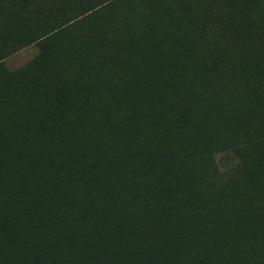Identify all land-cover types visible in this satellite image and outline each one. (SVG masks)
Returning a JSON list of instances; mask_svg holds the SVG:
<instances>
[{
  "label": "rangeland",
  "instance_id": "obj_1",
  "mask_svg": "<svg viewBox=\"0 0 264 264\" xmlns=\"http://www.w3.org/2000/svg\"><path fill=\"white\" fill-rule=\"evenodd\" d=\"M65 111L88 150L137 123L145 154L121 179L153 163L165 203L185 204L162 239L264 264V0H0V177Z\"/></svg>",
  "mask_w": 264,
  "mask_h": 264
},
{
  "label": "trees",
  "instance_id": "obj_2",
  "mask_svg": "<svg viewBox=\"0 0 264 264\" xmlns=\"http://www.w3.org/2000/svg\"><path fill=\"white\" fill-rule=\"evenodd\" d=\"M148 62V63H147ZM144 65H145V67H147V68H151V62L150 61H144ZM144 67V68H145ZM144 91L145 90H142V92H141V94L142 95H140V103L141 104H145V103H147L148 101H146V99H145V96L147 95H149L148 97H150V98H152V96L154 95V92L151 90V89H149V90H147L145 93H144ZM31 113H32V115H34L33 117L34 118H36V117H39V115L36 113V109H34V110H32L31 111ZM147 116H148V118H150V116H149V114L147 113ZM71 115L67 112V111H65V112H62L61 113V115H59L58 116V118L56 119V116H51L50 117V119L51 120H44L43 119V121H37L36 122V124H34V125H32V127L34 128V129H32V145L30 146V148L23 154V155H20L21 156V160L19 161V163H20V168H21V173L19 172L18 174H16V176H15V174L13 175V174H11V173H13V169H14V166L13 165H11V173H8L7 171H5L6 172V174H4V173H2L1 174V176L2 177H0V196H2L3 195V198L2 197H0V213L2 212L3 213V215H1L0 214V264H61L62 262V264H84L85 262H83L82 263V261H85L86 259V261L88 262V263H86V264H89L90 262L89 261H91V260H89L88 261V258H89V255H90V259H92L93 261H91L92 263H90V264H93V262H95L94 264H133L134 262H133V259L135 258V260H136V262L137 263H139V264H154V262H153V256H155L154 254H156V253H154L155 252V249L156 248H160V250L163 252V251H166V250H171V249H174V253H175V251L176 250H178V252L176 253L177 255L175 256V258H173L174 260H173V262H174V264H194V263H196V264H198V262H200L199 264H206L207 262V264H211L213 261L215 262V261H219L220 259L222 260V262H224L223 264H228V261H227V259H225L222 255H220L219 254V245H215L216 247H217V251L216 250H213L212 249V247L210 248V252L207 250V252H206V255L205 256H203V257H205V258H203L202 256V258L201 257H198V255L197 256H189L187 253H190L189 251H187V252H185L184 250H185V247H184V242H177V243H174L173 245H171V243H170V241L169 240H166V239H162L163 238V229L165 228L164 227V225H167V226H169L170 228H174V227H176V225H177V221H179L180 220V215L182 214V212H183V210H184V208H185V204H184V202L183 201H179V203H177V204H166L165 203V201H168L167 199H166V196H165V194L163 193L164 192V189H162V188H164V185H160V183H161V178H160V173H161V171L160 170H157L156 172L155 171H153L152 170V168H153V163L152 164H150V165H147V166H142V165H140L141 167H142V169H140V171L143 173V177H140L139 176V174H137V169H134L133 171H132V174L131 175H127L128 177H130L132 180H134L136 183H131L130 184V181L128 180V182H127V180H123V179H121V177H120V175H126V171H127V169H128V167H129V164L127 163L128 161H130L129 163H135V161L134 160H137L136 158H142L143 157V155L145 154V149H146V146L141 142V141H139L140 140V133H139V128H138V126H137V123H130V124H127V128L125 129V127L124 128H121V129H115L113 132H114V134H115V136L116 137H114V138H112L111 140H109V141H99L95 146L96 147H99V148H94V151H96L97 150V152H99V151H101V153H100V155L102 154L103 156H105V159H106V161H105V163H104V161L103 160H105L104 159V157H103V159L101 160V157L99 156H97V152L95 153L94 151V153L92 154V155H90L91 154V152H90V149L88 150L87 149V147L86 146H83V144H82V142L80 141V140H78V138H77V134H76V131H77V129H78V127L80 126V123L79 122H75L74 120H72L71 118ZM72 126V127H71ZM77 127V128H76ZM68 131H67V130ZM71 129V130H70ZM74 129V130H73ZM76 130V131H75ZM126 131H128L127 133H125ZM135 131V132H134ZM63 132V133H62ZM67 132H69V133H67ZM72 132V133H71ZM74 133V134H73ZM58 134V135H57ZM60 134V135H59ZM65 134H67V135H65ZM69 134V135H68ZM71 134H73V135H71ZM135 134V135H134ZM63 135H64V137H63ZM59 136V137H58ZM123 136H126V137H124L123 138ZM55 137V138H54ZM58 137V138H57ZM67 137H68V140H69V138H71L69 141H67ZM54 138V139H53ZM61 138V139H60ZM66 138V139H65ZM128 138V139H127ZM129 138H130V140H129ZM135 138V139H134ZM52 139V140H51ZM65 139V140H64ZM127 139V140H126ZM55 140V141H54ZM61 142H60V141ZM49 141V142H48ZM124 141V142H123ZM133 141H135V143L133 142ZM63 142H68L69 143V145H67V143L65 144V143H63ZM73 142V143H72ZM77 144H76V143ZM108 142V143H107ZM116 142V143H115ZM117 142H119V143H117ZM126 142H128V143H126ZM57 145H56V144ZM63 143V144H62ZM100 143H102V144H100ZM110 143V144H109ZM115 143V144H114ZM121 143V144H120ZM125 144V147H127V148H125V147H121V145L122 144ZM132 144V146L130 145V144ZM54 144V145H53ZM61 144H62V148L63 147H65L64 149H60V147H61ZM74 144H76L75 146H74ZM80 144V145H79ZM99 144L100 145H102V146H99ZM64 145V146H63ZM66 145H67V147H68V149H66ZM73 147H72V146ZM115 145V146H114ZM119 145V146H118ZM130 145V146H129ZM36 146H37V148H41V149H43V150H45V151H47L46 153L44 152V151H42V153L40 152V153H37V154H35V149H36ZM70 146V147H69ZM83 146V147H82ZM106 146V147H105ZM77 148V150L78 151H76V148ZM81 147L83 148V149H81ZM103 147V148H102ZM108 147V148H107ZM121 147V148H120ZM134 147H136V148H134ZM58 148V149H57ZM102 148V149H101ZM117 148V149H116ZM123 148V151H121V149ZM132 148V149H131ZM72 149V152L70 151ZM87 149V150H86ZM99 149V150H98ZM103 149L105 150H109V151H103ZM112 149L114 150L115 149V151H112ZM133 149H134V151H133ZM137 149V150H136ZM65 150V152H63ZM68 152H67V151ZM79 150H80V152H79ZM81 150H85L84 152H87V153H83V151H81ZM60 151V152H59ZM62 151V152H61ZM77 152L76 154H75V152ZM90 152V154H89V152ZM78 152H79V154H80V156H79V154H78ZM104 152V153H103ZM111 152V153H110ZM118 152V153H117ZM130 152V153H129ZM137 152V153H136ZM28 153V154H27ZM30 153V154H29ZM63 153V154H62ZM65 153V154H64ZM67 153H70V154H67ZM73 153V154H72ZM121 153H123V155H121ZM67 154V155H66ZM95 154V155H94ZM108 156H107V155ZM110 154H113V158H115V160L112 158V155L110 156ZM25 155V156H24ZM26 155L29 157V158H27L26 157ZM30 155V156H29ZM35 155H36V157H35ZM66 155V156H65ZM70 155V156H69ZM72 155V156H71ZM86 155V156H85ZM98 155H99V153H98ZM117 155V156H116ZM129 157H128V156ZM130 155L131 156H135L134 158L132 157V159H133V161H132V159H131V157H130ZM61 156H62V158H61ZM74 156V157H73ZM75 156H76V158H75ZM70 157H71V160H70ZM78 157H79V159H78ZM112 159V161L113 162H116L115 164L114 163H112L113 164V166L115 167V169L112 167V164H111V162H108L107 160H109L110 161V158ZM171 156L169 155H167L165 158H164V162H163V166H162V169H172V168H174L173 166H174V163H173V160H172V158H170ZM66 158H68V159H66ZM74 158V159H73ZM82 158V159H81ZM84 158V159H83ZM85 158H86V160H85ZM107 158H109V159H107ZM119 158V159H118ZM65 161H64V160ZM72 159L74 160V161H72ZM78 159V160H77ZM90 159V160H89ZM93 159V160H92ZM122 159H124V160H122ZM62 160H63V162H62ZM67 160H68V162H67ZM82 160H85V161H82ZM89 160V161H88ZM149 160H151V162H152V159H149ZM79 161V162H78ZM96 161V162H95ZM101 161H103V162H101ZM138 161V160H137ZM57 162H58V164H57ZM61 164H60V163ZM76 164H75V163ZM90 163L92 166H93V168H92V166L89 164V165H87L88 163ZM96 164H95V163ZM80 163V164H79ZM82 163H84L83 165H81ZM100 163V164H99ZM106 163H110L109 165H106ZM120 165H119V164ZM124 163V164H123ZM21 164H23V165H21ZM54 164H56L57 166H55ZM70 164H71V166H70ZM24 165H26V167H28V169L27 168H25L24 167ZM60 165V166H59ZM64 165V167H66V168H64V167H62ZM122 165V166H121ZM124 165H126L125 167H124ZM51 166H53L52 168H51ZM58 166H59V168H61V170L58 168ZM74 166V167H73ZM84 168H83V167ZM96 166H97V168H96ZM99 166V167H98ZM119 166H121L120 168H119ZM34 168V169H32V168ZM69 167V168H68ZM75 167H77V169L75 168ZM80 167V168H79ZM96 169H95V168ZM104 168L105 167V169H101V168ZM106 167H107V169H106ZM112 167V168H111ZM52 170H51V169ZM64 168V169H63ZM73 170H72V169ZM88 168V169H87ZM90 168H92V169H90ZM135 168H138V167H135ZM24 169V170H23ZM26 169V170H25ZM56 170V171H54V170ZM66 169V171H64L63 172V170H65ZM68 169V170H67ZM81 169V170H80ZM85 169V170H84ZM100 169V170H99ZM111 169V171H109ZM114 169V170H113ZM119 169V170H118ZM139 169V168H138ZM33 170V171H32ZM43 170H45V171H43ZM25 171V172H24ZM57 171H58V173H57ZM61 171V172H60ZM77 171V172H76ZM80 173H79V172ZM92 173H91V172ZM103 171V172H102ZM117 171V172H116ZM34 172V173H33ZM46 173V175L47 176H49V179H48V177L45 175V173ZM52 172V173H51ZM70 172V173H69ZM93 172H96L97 173V175L98 176H95L96 175V173H93ZM108 172H109V174H108ZM25 173H26V175H25ZM30 173L32 174V175H30ZM42 173H44V174H42ZM56 173L59 175V177H57L56 176ZM62 173V174H61ZM83 173V174H82ZM101 173H103V174H101ZM13 176V177H11V175ZM24 174V175H23ZM39 174H41V175H38ZM51 174V175H50ZM64 174V175H63ZM65 174H67V175H65ZM72 174V175H71ZM92 174H94V176L92 175ZM106 174V175H105ZM112 174H114V175H112ZM18 175V176H17ZM21 175V176H20ZM28 175L30 176L29 178H28ZM33 175H35V176H33ZM64 177H63V176ZM76 176V178H74L75 176ZM104 175V176H103ZM109 175V176H108ZM4 176V177H3ZM8 176V177H7ZM26 176V178L23 180V178ZM31 176H33V177H31ZM44 176V177H43ZM61 176H62V178H61ZM108 176V177H107ZM116 176V177H115ZM139 176V177H138ZM15 177H16V179H19V180H15ZM37 177V178H36ZM38 177H39V179H38ZM41 177H43V178H41ZM50 177H53V179L52 178H50ZM57 179H56V178ZM65 177L66 178H68V181L69 182H67V179H65ZM98 177V178H97ZM110 177V178H109ZM45 178V179H44ZM62 179V180H58V179ZM94 178H96V179H94ZM130 178H128V179H130ZM6 179V180H5ZM13 181H12V180ZM20 179H22V181L20 180ZM31 179V180H30ZM39 181H38V180ZM45 181H44V180ZM70 179H71V181H70ZM75 179V180H74ZM76 179H78V181L76 180ZM79 179H81V180H79ZM83 179V180H82ZM98 179V180H97ZM112 179V180H111ZM27 180V181H26ZM30 180V181H29ZM35 180H37V181H35ZM41 180H43V181H41ZM49 180V181H48ZM55 180V181H54ZM57 180H58V182H57ZM66 180V183L65 182H63V181H65ZM97 180V181H96ZM116 180V181H115ZM11 183L10 185H9V182ZM23 182L22 184L21 183H17V182ZM35 181V182H34ZM41 181V182H40ZM51 181V182H50ZM54 181V182H53ZM74 181V182H73ZM81 183H80V182ZM13 182H14V184L16 185H13ZM29 182V183H28ZM40 182V183H39ZM45 182V183H44ZM98 182V183H97ZM31 183V184H30ZM43 183V184H42ZM47 183V184H46ZM50 183H52V185H50ZM55 183V188H53V184ZM57 183H59V185L57 184ZM74 183H75V185H77V186H75L74 185ZM78 183H79V188H77L78 187ZM90 183V184H89ZM109 183V184H108ZM123 183V184H122ZM128 183V184H127ZM4 184V185H3ZM7 184V185H6ZM19 184V185H18ZM27 184V185H26ZM31 186H30V185ZM36 184H37V186H36ZM42 186H41V185ZM45 184V185H44ZM60 184H61V186H65V184H66V186L65 187H62V188H59L60 187ZM69 184V185H68ZM70 184H71V187L69 188V186H70ZM97 184V185H96ZM111 184V185H110ZM124 184H126V185H124ZM17 185H18V187H17ZM23 185V186H22ZM26 185V186H25ZM39 185H40V187H39ZM59 187H58V186ZM74 185V186H73ZM124 185V186H123ZM130 185H131V187H130ZM134 185V186H133ZM155 185H158V186H160V188H157ZM11 186V188H9ZM19 186H21V188L19 187ZM25 186V187H24ZM35 186V187H34ZM48 186V187H47ZM50 186V187H49ZM102 186H104V187H102ZM110 186V187H109ZM114 186V187H113ZM118 186V187H117ZM127 186V187H126ZM1 187H3V188H1ZM15 187V188H14ZM17 187V188H16ZM31 187H33V188H31ZM43 187H44V189H43ZM74 187H75V189L78 191H74ZM97 187H98V189H97ZM133 187V188H132ZM23 188H25L24 190H25V193L23 192L24 190H23ZM41 188H42V190H41ZM45 188H47L46 190H45ZM54 190H52V189ZM65 188H68L67 190L65 189ZM73 188V189H72ZM104 188V189H103ZM123 188V189H122ZM128 188H129V190H128ZM132 188V189H131ZM137 188V189H136ZM6 189H9V190H6ZM17 189H18V191H17ZM36 189H38L37 191H36ZM59 189H64L63 191L62 190H59ZM70 189V190H69ZM96 189H97V191H96ZM103 189V190H102ZM127 189V191L129 192V195H130V192H131V197L130 196H128V206H127V208L129 209V198H131V200H130V204L132 203H134L133 205L131 204V211H130V209L129 210H127V208H126V206L124 207V206H122V202H123V198L121 199V198H118V193H117V197L115 196V193L114 192H118V191H125ZM131 189V190H130ZM147 189H150L151 190V194H150V200H149V202L147 203V200H146V202L144 203V199H145V197H146V190ZM12 190V191H11ZM16 190V191H15ZM22 190V191H21ZM30 191V193H27V192H29ZM74 192H73V191ZM85 190V191H84ZM114 190V192H111V191H113ZM9 193H8V192ZM21 191V192H20ZM32 191V192H31ZM34 191V192H33ZM44 191H45V194H44ZM56 191V192H55ZM57 191H58V193H57ZM65 191V192H64ZM68 191H70V192H68ZM119 192L120 193V196H121V194H123L124 193V191L123 192ZM127 191H125V193L128 195V192ZM10 192H12V193H10ZM15 194H17V195H15ZM16 192H18V193H16ZM37 192V194H34V193H36ZM42 192V193H41ZM50 192V193H49ZM51 192H53V193H51ZM68 192V193H67ZM83 194H82V193ZM134 192V193H133ZM136 192H138V193H136ZM39 193V194H38ZM70 193V194H69ZM72 193H74V194H76V196H79V197H75V195L74 194H72ZM79 193V194H78ZM89 193V194H88ZM102 193V194H101ZM112 193H114V194H112ZM125 193H124V196L125 197H127L126 195H125ZM7 194H9V195H13L11 198H10V196L9 195H7ZM30 196H28V195ZM32 194V195H31ZM57 195L58 197L56 198V196L55 195ZM63 194V195H62ZM108 194V195H107ZM141 196H140V195ZM21 195V196H20ZM22 195H24V196H26L27 195V197L25 198L24 196H22ZM33 195H35L34 197H33ZM67 195H68V197H67ZM69 195H73L72 196V198H71V196H69ZM84 195L87 197V199L88 200H90V201H88V200H86L85 198L86 197H84ZM134 195V196H133ZM152 195V196H151ZM38 196V197H37ZM41 196H42V198H41ZM51 196V197H50ZM96 196V197H95ZM116 197V198H118L117 200H121L122 202H117V201H115V199L113 198V197ZM139 196V197H138ZM10 198L9 200L10 201H12V202H10V201H8L7 199L8 198ZM17 197V198H16ZM22 197V199L20 200V198ZM24 197V198H23ZM32 197V198H31ZM35 197H37V199L35 198ZM63 199H62V198ZM66 197V199H64ZM89 197V198H88ZM101 197V198H100ZM123 197V196H122ZM124 197V198H125ZM2 198V199H1ZM5 198H7V199H5ZM14 198V199H13ZM36 199L37 201H40V202H37L36 200H31V199ZM41 198V199H40ZM45 198V199H44ZM54 198H56V199H54ZM71 198V199H70ZM110 198V199H109ZM24 199V200H23ZM25 199H28V201L27 200H25ZM30 199V200H29ZM44 199V200H43ZM62 199V200H61ZM74 199V200H73ZM75 199H77V200H75ZM92 199H93V201H92ZM126 199H124V202H125V200ZM140 201H138V200ZM5 200V201H4ZM15 200V201H14ZM18 200H19V202H18ZM22 200H23V203H22ZM48 202H47V201ZM51 202H50V201ZM54 200V201H53ZM56 200V201H55ZM61 201V204L59 203L60 201ZM65 200H67V202L65 201ZM79 200V201H78ZM105 200V201H104ZM142 200V201H141ZM4 201V202H3ZM30 201H31V204H30ZM35 201V202H34ZM43 201L45 202V203H43ZM58 201V202H57ZM63 201V202H62ZM70 203H69V202ZM82 201V202H81ZM102 201H103V203H102ZM132 201V202H131ZM138 201V202H137ZM75 202H77V203H75ZM87 202V203H86ZM96 202V203H95ZM108 202V203H107ZM142 202V203H141ZM1 203H2V205H1ZM5 203V204H4ZM9 203H12V204H9ZM14 203V204H13ZM25 203V204H24ZM49 203H53V205H51V204H49ZM63 203H64V205L65 204H67L68 205V203L70 204V205H63ZM72 203V204H71ZM81 203V204H80ZM90 203V204H89ZM118 203H120V204H118ZM143 204L142 206H141V204ZM24 204V205H23ZM26 204H28V205H26ZM35 204H38V206H37V209H36V206H34ZM43 204H44V207H42L43 206ZM48 204V205H47ZM59 204L61 205V207H62V209H61V207L59 206ZM74 204H76V205H74ZM86 204V205H85ZM23 205V206H22ZM41 207H40V206ZM51 205V206H50ZM78 205V206H77ZM29 206V207H28ZM31 206H32V208H31ZM47 206H50L49 208L47 207ZM52 206L53 207H60L59 209H60V211L58 210V208H56L55 207V209L53 210L52 209ZM69 206H71V207H69ZM80 206V207H79ZM138 206V207H137ZM141 206V207H140ZM149 206V207H148ZM1 207H3V208H1ZM6 207V208H5ZM10 209H9V208ZM25 207H28L27 209H30V211L29 210H27ZM65 207H66V209H65ZM79 209H78V208ZM82 207H83V210H82ZM86 207V208H85ZM108 207V208H107ZM126 208V210L125 209H122V208ZM147 207H148V209H147ZM15 208H17V209H15ZM22 208V209H21ZM44 208H46V209H44ZM76 208V209H75ZM2 209V210H1ZM23 209H24V211H23ZM26 209V210H25ZM38 209H40V212L38 211L37 212V210ZM70 209V210H69ZM78 209V210H77ZM5 210V211H4ZM7 210H8V212H7ZM9 210H11V211H9ZM12 210H14V211H12ZM19 210V211H18ZM21 210V211H20ZM31 210H35L34 212H35V214H34V212H32ZM43 210V211H42ZM57 210H58V212H57ZM67 210V211H66ZM80 210V212H77V211H79ZM90 210V211H89ZM94 210V211H93ZM137 210V211H136ZM26 211V213H24ZM52 211V212H51ZM54 211H55V213H56V215H55V213H54ZM68 211H70V212H68ZM109 211V212H108ZM116 213H115V212ZM134 211H135V213H134ZM140 211H141V213H140ZM144 211H145V214H144ZM9 212H11V213H9ZM16 213V214H13L12 215V213ZM20 212V213H19ZM43 212H45L44 214H43ZM47 212V213H46ZM49 212V213H48ZM66 213V215L64 214V213ZM73 212H75L74 214H72ZM77 212V213H76ZM83 212H87V213H83ZM113 212V213H112ZM118 212V213H117ZM123 212V213H122ZM129 212V213H128ZM23 213V214H22ZM30 213V214H29ZM38 213V214H37ZM41 213V214H40ZM68 213V214H67ZM81 213V214H80ZM120 213V214H119ZM139 213V214H138ZM5 214V215H4ZM10 214V215H9ZM26 214V215H25ZM50 214H52L53 215V217L50 215ZM60 214V215H59ZM64 214V215H63ZM77 214H79L78 216H77ZM93 216H91V215ZM110 214V215H109ZM113 216H112V215ZM127 214V215H126ZM131 214V215H130ZM141 214V215H140ZM7 215V216H6ZM23 215V216H22ZM24 215H25V217H24ZM28 215V216H27ZM37 215V216H36ZM44 215V216H43ZM46 215V216H45ZM50 215V216H49ZM59 215V216H58ZM140 215V216H139ZM144 215H145V218H142V216L144 217ZM16 216V217H15ZM31 216V217H30ZM39 216H41L40 218H39ZM56 216H57V218H58V220H57V218H56ZM68 216H70L71 217V219H70V217H68ZM85 218H83V217ZM87 216V217H86ZM96 216H97V218H96ZM119 216V217H118ZM124 216V217H123ZM137 216V217H136ZM138 216H139V219L137 220V218H138ZM15 219H14V218ZM23 217V218H22ZM29 217V218H28ZM35 217H37V218H35ZM48 217V218H47ZM50 217V218H49ZM73 217H74V219H73ZM95 217V218H94ZM113 217V218H112ZM128 218V220H126V218ZM136 217V218H135ZM149 217V218H148ZM17 218V219H16ZM45 218H46V220H45ZM53 220H52V219ZM75 218H77V219H75ZM119 218H120V220L121 221H119ZM134 218H135V221H134ZM9 219H12L13 221H11V220H9ZM20 219V220H19ZM22 219V220H21ZM30 221L31 220V222H27L26 223V221ZM42 219V220H41ZM60 219L62 220L61 222L63 223L64 222V224H65V220H67L66 222V224L63 226V225H60L61 224V222H60V224H59V222L58 221H60ZM70 219V220H69ZM89 219V220H88ZM98 219H99V221H98ZM114 219V220H113ZM149 219H151V220H149ZM14 220H15V222H14ZM33 220V221H32ZM36 220V221H35ZM73 220V221H72ZM81 220V221H80ZM86 220H88V221H86ZM123 220L125 221V222H123ZM140 220V221H139ZM144 222H143V221ZM8 221V222H7ZM23 221V222H22ZM47 221V222H46ZM72 221V222H71ZM89 221H91V222H89ZM112 221H114L113 223H112ZM116 221L118 222V224H120L119 226L116 224ZM150 221V222H149ZM5 222H7L6 224H7V227H6V224H4ZM11 222H13V224L11 223ZM18 222V223H17ZM25 222V223H24ZM37 222H39V223H37ZM42 222V223H41ZM50 222H52V224L50 223ZM71 222V223H70ZM75 222V223H74ZM93 222V223H92ZM155 222V223H154ZM17 223V224H16ZM24 223V224H23ZM45 224V226H44V224ZM69 223V224H68ZM83 223V224H82ZM84 223H86V226H85V224ZM150 223V224H149ZM152 223V224H151ZM11 224V225H10ZM28 224H29V226H28ZM33 225V228H32V225ZM39 224V225H38ZM77 224H80V225H77ZM88 224V225H87ZM90 224V225H89ZM112 224V225H111ZM116 224V225H115ZM133 224H135V225H133ZM141 224V225H140ZM157 224V225H156ZM5 225V226H4ZM18 225V226H17ZM26 226V227H24V226ZM49 226V228H48V226ZM50 225H51V227H50ZM53 225H55V226H53ZM71 227H73L75 230H77V229H79L78 231H75L74 232V229H72V227L70 228L69 226ZM76 225V226H75ZM102 225H103V227H102ZM127 225H129V226H127ZM150 225H153V226H150ZM156 225V226H155ZM9 226V227H8ZM15 228H14V227ZM42 226V227H41ZM57 226V227H56ZM62 226V227H61ZM83 226H85V229H84V227ZM100 226V227H99ZM122 226V227H121ZM131 226V227H130ZM143 226V227H142ZM21 227V228H20ZM28 227V228H27ZM37 227V228H36ZM44 227V228H43ZM60 227V228H59ZM67 227V228H66ZM78 227V228H77ZM88 227V228H87ZM90 227V228H89ZM119 227H121V228H119ZM124 227V228H123ZM127 227H129L128 229H127ZM137 227H138V229H137ZM142 229H141V228ZM151 227H153V228H151ZM3 228V229H2ZM5 228H7V229H5ZM22 228H24L25 230H22ZM52 228V230H50ZM54 228H56V229H54ZM92 228V230H90ZM98 228V229H97ZM117 228V229H116ZM126 228V229H125ZM132 228H135V230L134 229H132ZM150 228V229H149ZM9 229V230H8ZM14 229V230H13ZM17 231H16V230ZM27 229H29L28 231H27ZM43 229H46V230H44L43 231ZM60 229H62V233H61V230ZM72 229V230H71ZM109 229H111V230H109ZM137 229V230H136ZM146 229H147V231H146ZM149 229V230H148ZM50 230V231H49ZM69 230V231H68ZM87 230H88V232H87ZM102 230V231H101ZM119 230H120V232H119ZM133 230V231H132ZM138 230H140V232L138 231ZM146 231V233H144L145 231ZM151 230V231H150ZM152 230H154V232L152 231ZM156 230H158V231H156ZM7 231V232H6ZM9 231V232H8ZM20 231V232H19ZM22 231V232H21ZM34 233H33V232ZM40 231H42V232H40ZM59 231V232H58ZM65 231H67V232H65ZM76 234H74L73 232ZM82 231H83V233H82ZM90 231V232H89ZM111 231V233H109ZM126 231V232H125ZM128 231V232H127ZM131 231H132V233H131ZM1 232L3 233L4 232V234H1ZM14 232V233H13ZM39 232V233H38ZM52 232V233H51ZM56 232H57V235H55L56 234ZM85 232V233H84ZM130 232V233H129ZM141 232H143V233H141ZM10 233V234H9ZM23 233V234H22ZM55 233V234H54ZM59 233V234H58ZM66 233V234H65ZM69 233V235H67ZM105 233V234H104ZM109 233V234H108ZM138 233V234H137ZM140 233V234H139ZM151 233V234H150ZM7 236H6V235ZM10 235V237H9V235ZM12 234V235H11ZM19 234H21V235H19ZM30 234V235H29ZM50 234H51V236H50ZM78 234H81V235H79V236H77ZM88 234V235H87ZM101 234V235H100ZM109 236H108V235ZM113 234V235H112ZM117 234V235H116ZM125 234V235H124ZM143 234V235H142ZM5 237H4V236ZM22 235H24V236H22ZM27 235V236H26ZM46 236V238H44L45 236ZM60 235H63L62 237H66V238H68L70 235H72V237H75V239L74 238H72V237H69V239H73V241L72 242H70L69 241V246H68V244L66 245V244H62V239L65 241V239L64 238H62ZM64 235H67V236H64ZM73 235H75V236H73ZM85 235V236H84ZM87 235V236H86ZM124 235V236H123ZM138 235V236H137ZM154 235V236H153ZM158 235H159V237H158ZM1 236H3L2 238H1ZM12 236V237H11ZM41 236V237H40ZM42 236H44L43 238H42ZM55 236V237H54ZM59 237L60 238V244H59V241L58 240H56V239H59V238H57V237ZM99 236H100V238H99ZM107 236V237H106ZM117 236V237H116ZM121 236V237H120ZM129 236H130V238H129ZM143 236H146V237H143ZM9 237V238H8ZM15 237V238H14ZM21 237V238H20ZM39 239H38V238ZM49 237H51L52 238V241H51V238H49ZM93 237V238H92ZM114 237V238H113ZM128 237V238H127ZM134 237V238H133ZM152 237V238H151ZM154 237V238H153ZM157 237V238H156ZM8 238V239H7ZM13 238V239H12ZM23 238V239H22ZM27 238V239H26ZM30 238V239H29ZM54 238V239H53ZM56 238V239H55ZM125 238V239H124ZM128 240H127V239ZM147 238V239H146ZM159 238V239H158ZM25 239V240H24ZM44 239H45V241H44ZM69 239H67V242L66 243H68V240ZM105 239V240H104ZM106 239H108V240H106ZM113 239V240H112ZM130 239V240H129ZM131 239H133V240H131ZM146 241H145V240ZM157 239H158V241H157ZM2 240V241H1ZM8 242H7V241ZM11 240V241H10ZM14 240V241H13ZM19 240V241H18ZM31 240H33V241H31ZM34 240H36V241H34ZM54 240H56V241H54ZM74 240H76L75 242H74ZM95 240H96V242H95ZM116 240H118V242L116 241ZM119 240H120V242H119ZM122 240V241H121ZM144 240V242H151L150 244H152V248L150 247H148V248H146V246L143 248V246H144V242H142L141 243V241H143ZM149 240V241H148ZM28 241H29V243H30V241H31V245H30V247H29V243H28ZM64 241H63V243H64ZM125 241H127V242H125ZM157 241V242H156ZM6 242V243H5ZM12 242V243H11ZM17 244H16V243ZM19 242H22V243H20V245H21V247H20V245H18L19 244ZM26 242V243H25ZM43 243V246L41 245L42 243ZM50 242V243H49ZM57 242V243H56ZM91 242V243H90ZM94 242V243H93ZM138 242V245L136 244ZM155 242V243H154ZM9 243V244H8ZM13 243H14V246H13ZM33 243H35V244H33ZM39 244L38 246H37V244ZM44 243L46 244L47 243V245H44ZM79 243H81V244H79ZM93 243V244H92ZM104 243V244H103ZM110 243V244H109ZM116 245H115V244ZM120 243V244H119ZM134 243V244H133ZM140 243V244H139ZM153 243H154V245H153ZM157 243H159V245L157 244ZM3 245V247H2V245ZM51 244H53V245H51ZM55 244V245H54ZM59 244V245H58ZM61 244L64 246H61ZM95 244V245H94ZM100 244H102V245H100ZM130 244V245H129ZM141 244H142V247H141V249H140V247H139V245L141 246ZM4 245H6V246H4ZM12 246V248H11V246ZM16 245H18V246H16ZM27 245H28V247H27ZM34 245H36V246H34ZM41 245V246H40ZM100 245V246H99ZM119 245H121V246H119ZM128 245V246H127ZM158 245V246H157ZM33 246V247H32ZM39 246H40V248H39ZM45 246V247H44ZM57 246V247H56ZM61 248H60V247ZM69 247V248H66V247ZM70 246H72V247H70ZM81 246V247H80ZM115 246H117V247H115ZM131 246V247H130ZM133 246V247H132ZM9 247V248H8ZM16 247V248H15ZM19 249H18V248ZM26 247V252L24 251L25 249H23V248H25ZM50 247V248H49ZM54 247H56V248H54ZM74 247V249H72ZM79 247V248H78ZM116 248V249H114V248ZM125 247H126V249L128 250V251H126L125 250ZM137 247H139V250L140 251H143V249H145L142 253L138 250V248ZM2 248H3V250H2ZM6 248V249H5ZM8 248V249H7ZM39 250H38V249ZM47 248V249H46ZM53 248V249H52ZM60 248V249H59ZM64 248V249H63ZM66 248V249H65ZM94 248H96V249H94ZM100 248V249H99ZM123 248V249H122ZM128 248H130V249H128ZM132 248H134V249H132ZM17 249V250H16ZM32 249L34 250V252H32ZM52 249V250H51ZM90 249V250H89ZM93 249V250H92ZM101 249H102V252H101ZM106 249V250H105ZM109 249V250H108ZM112 249V250H111ZM153 249V250H152ZM198 249V248H197ZM202 249V248H201ZM213 251H212V250ZM10 250V251H9ZM14 250V251H13ZM20 250H22V251H20ZM28 250H30V251H28ZM35 250H37V253H38V251H39V253L37 254L36 253V251ZM42 250V251H41ZM48 250V251H47ZM57 250V251H56ZM61 250H64V251H61ZM67 250V251H66ZM83 250V251H82ZM117 250V251H116ZM122 250H123V253H122ZM132 250V251H131ZM148 250V251H147ZM199 250V249H198ZM17 251V252H16ZM19 251V252H18ZM44 251V252H43ZM52 251H53V253H52ZM54 251H56V252H54ZM58 251L59 252H63V253H58ZM93 251V252H92ZM114 251V252H113ZM130 251V252H129ZM140 252V253H137V252ZM151 253H150V252ZM5 252V253H4ZM14 252H16V254L14 253ZM22 252V253H21ZM28 252V253H27ZM31 252H32V254H31ZM47 252V253H46ZM68 252V253H67ZM81 252V253H80ZM88 252V253H87ZM136 252V253H135ZM147 252V253H146ZM215 252H218L217 254L215 253ZM3 253V254H2ZM7 253V254H6ZM11 253V254H10ZM19 253V254H18ZM43 253V254H42ZM49 253H51V254H49ZM67 253V254H66ZM71 253V254H70ZM90 253V254H89ZM102 253V254H101ZM108 253V254H107ZM122 253V254H121ZM149 253V254H148ZM186 253V254H185ZM211 253H215V254H211ZM10 254V255H9ZM21 254V255H20ZM30 254V255H29ZM39 254L41 255V258L39 259ZM73 254V255H72ZM93 254V255H92ZM101 254V255H100ZM116 255V257H115V255ZM120 255V256H117V255ZM127 254H128V256H127ZM143 254H146V255H143ZM150 254H153L152 256H150ZM180 254H183V255H181V258H180ZM199 254H200V250H199ZM5 255V256H4ZM8 255V256H7ZM16 255H17V257H16ZM19 255H20V257H19ZM50 255V256H49ZM62 255H64V256H62ZM65 255H66V258H65ZM76 255V256H75ZM95 255V256H94ZM103 255H104V257H103ZM130 255V256H129ZM132 255V256H131ZM143 255V256H142ZM210 255H211V257H210ZM220 255V257H218V260H217V256H219ZM24 256V257H23ZM30 256L32 257L31 259H30ZM43 256V257H42ZM60 256H62V257H64V258H62V257H60ZM70 256V257H69ZM74 256V257H73ZM78 256V257H77ZM84 257V259H82V257ZM99 256V257H98ZM145 259H142V257ZM185 256H186V258L189 256V258H185ZM4 257V258H3ZM9 257H11L10 259H9ZM16 257V258H15ZM51 257V258H50ZM68 257V258H67ZM72 257V258H71ZM106 257V258H105ZM125 258V260H124V258ZM140 257V258H139ZM149 257H151L150 259H149ZM182 257H184V258H182ZM192 257L193 258H198V261H197V259L196 260H194V259H192ZM208 257H210L209 259H207ZM215 258L213 261H211V258ZM4 260H2V259ZM56 258V259H55ZM59 258V259H58ZM78 258L79 259H82V261L81 260H79L78 261ZM109 258V259H108ZM118 258L121 260H118ZM122 258V259H121ZM132 258V259H131ZM155 258H157V255L155 256ZM224 259V261H223V259ZM19 259V260H18ZM26 261H25V260ZM47 259V260H46ZM72 259H74V260H72ZM99 259V260H98ZM103 261H102V260ZM106 259V260H105ZM127 259H128V261H127ZM139 259H141V261L139 260ZM185 260V262H184V260ZM10 261V262H6V261ZM18 260V261H17ZM35 262H34V261ZM44 260V261H43ZM62 260V261H61ZM65 262H64V261ZM70 260V261H69ZM113 260H115V261H113ZM152 262H151V261ZM195 262H194V261ZM206 260H208L207 262H206ZM14 261V262H13ZM25 261V262H24ZM37 261V262H36ZM56 261H59V263L58 262H56ZM101 261V262H100ZM105 261V262H104ZM118 261V262H117ZM127 261V262H126ZM132 261V262H131ZM180 263H179V262ZM187 261V262H186ZM205 261V263H202V262H204ZM55 262V263H54ZM100 262V263H99ZM131 262V263H130ZM136 262H135V264H136ZM191 262V263H190ZM194 262V263H193ZM212 263V264H215V263ZM219 264L221 263L220 261L218 262ZM217 262H216V264H218ZM164 264H168V261H166V262H164Z\"/></svg>",
  "mask_w": 264,
  "mask_h": 264
},
{
  "label": "bare ground",
  "instance_id": "obj_3",
  "mask_svg": "<svg viewBox=\"0 0 264 264\" xmlns=\"http://www.w3.org/2000/svg\"><path fill=\"white\" fill-rule=\"evenodd\" d=\"M154 38H155V37H154ZM149 39H151V38H149ZM153 41H154V40H153ZM156 41H157V40H156ZM154 42H155V41H154ZM151 43H152V41H151ZM156 44H157V43H156ZM159 44H160V43H159ZM153 46H154V45H153ZM156 46H157V45H156ZM154 47H155V46H154ZM157 47H159V46H157ZM159 48H160V47H159ZM159 48H158V49H159ZM151 49H153V48L151 47ZM152 52H153V51H152ZM95 99H96V98H95ZM95 99H94V100H95ZM96 100H97V99H96ZM91 102H93V101H91ZM94 104H97V103L95 102ZM98 104H99V103H98ZM101 104H102V103H101ZM90 105H92V103H91ZM99 106H100V105H99ZM93 107H94V106H93ZM97 107H98V106H97ZM101 107H102V106H101ZM89 108H90V107H89ZM95 108H96V107H95ZM96 109H97V108H96ZM71 127H72V126H71ZM84 127H86V125H85ZM84 127H83V129H85ZM76 128H77V127H76ZM66 130H67V129H66ZM70 130H71V129H70ZM73 130H74V129H73ZM105 130H107V129L105 128ZM67 131H68V130H67ZM75 131H76V130H75ZM78 131H79V130H78ZM78 131H76V132H78ZM81 132H82V131H81ZM84 132H85V131H84ZM84 132H82V133H84ZM87 132H88V131H87ZM89 132H91V134H92V131H89ZM89 132H88V134H89ZM100 132H103V131H100ZM109 132H110V131H109ZM134 132H135V131H134ZM62 133H63V132H62ZM67 133H69V132H67ZM71 133H72V132H71ZM79 133H80V132H79ZM79 133H78V134H79ZM82 133H81V134H82ZM105 133H107V132L105 131ZM73 134H74V133H73ZM73 134H71V135H73ZM95 134H96V132H95ZM101 134H102V133H101ZM57 135H58V134H57ZM59 135H60V134H59ZM65 135H67V134H65ZM68 135H69V134H68ZM85 135H86V134H85ZM97 135H98V134H96V136H97ZM134 135H135V134H134ZM86 136H87V135H86ZM96 136H95V137H96ZM100 136H102V135H100ZM103 136H104V135H103ZM58 137H59V136H58ZM58 137H57V138H58ZM63 137H64V135H63ZM93 137H94V136H93ZM107 137H108V136H107ZM124 137H126V136H123V138H124ZM54 138H55V137H54ZM54 138H53V139H54ZM86 138H87V137H86ZM91 138H92V137H91ZM98 138H99V137H98ZM103 138H104V137H103ZM60 139H61V138H60ZM65 139H66V138H65ZM65 139H64V140H65ZM70 139H71V138H69V140H70ZM87 139H88V138H87ZM105 139H107V138H105ZM127 139H128V138H127ZM127 139H126V140H127ZM134 139H135V138H134ZM51 140H52V139H51ZM69 140H68V137H67V141H69ZM94 140H95V138H94ZM94 140H93V141H94ZM97 140H98V139H97ZM103 140H104V139H103ZM129 140H130V138H129ZM54 141H55V140H54ZM59 141H60V140H59ZM89 141H91V140H89ZM98 141H99V140H98ZM101 141H102V137H101ZM108 141H109V139H108ZM48 142H49V141H48ZM60 142H61V141H60ZM86 142H87V141H86V139H85L84 144H85ZM91 142H92V141H91ZM96 142H97V141H96ZM102 142H103V141H102ZM123 142H124V141H123ZM133 142L135 143V141H133ZM63 143H65V142H63ZM63 143H62V144H63ZM66 143H67V145H69L68 142H66ZM66 143H65V144H66ZM72 143H73V142H72ZM75 143H76V142H75ZM93 143H94V142H93ZM107 143H108V142H107ZM115 143H116V142H115ZM115 143H114V144H115ZM117 143H119V142H117ZM126 143H128V142H126ZM55 144H56V143H55ZM62 144H61L60 149H64V148H65V147L62 148ZM76 144H77V143H76ZM76 144H74V146H75ZM82 144H83V143H82ZM100 144H102V143H100ZM100 144H99V146H102V145H103V144H102V145H100ZM109 144H110V143H109ZM120 144H121V143H120ZM129 144H130V143H129ZM132 144H133V143H132ZM53 145H54V144H53ZM56 145H57V144H56ZM67 145H66V149H68ZM79 145H80V144H79ZM87 145H88V143H87ZM63 146H64V145H63ZM71 146H72V145H71ZM76 146H77V145H76ZM83 146H84V145H83ZM83 146H82V147H83ZM94 146H95V145H93V147H94ZM114 146H115V145H114ZM118 146H119V145H118ZM122 146H123V145H122ZM69 147H70V146H69ZM72 147H73V146H72ZM82 147H81V149H83ZM93 147H92V148L89 147L90 150H91V149L93 150ZM95 147H96V146H95ZM105 147H106V146H105ZM124 147H125V146H124ZM75 148H76V147H75ZM96 148H99V147H96ZM102 148H103V147H102ZM102 148H101V149H102ZM107 148H108V147H107ZM134 148H136V147H134ZM57 149H58V148H57ZM87 149H88V148H87ZM87 149H86V150H87ZM116 149H117V148H116ZM122 149H123V148H122ZM131 149H132V148H131ZM92 150H91V152H93ZM98 150H99V149H98ZM105 150H106V149H105ZM105 150L103 149V151H105ZM136 150H137V149H136ZM66 151H67V150H66ZM70 151L72 152V149H71ZM76 151H78L77 148H76ZM81 151H83V153H87V152H84L85 150H81ZM106 151H109V150H106ZM106 151H105V152H106ZM112 151H115V149H114V150L112 149ZM121 151H122V150H121ZM133 151H134V149H133ZM59 152H60V151H59ZM61 152H62V151H61ZM63 152H65V150H64ZM67 152H68V151H67ZM74 152H75V151H74ZM79 152H80V150H79ZM79 152H78V154H79ZM88 152H89V151H88ZM94 152L96 153L97 150L94 151ZM94 152H93V153H94ZM76 153H77V152H75V154H76ZM93 153L90 154V152H89L90 155H92ZM98 153H99V155H98ZM100 153H101V151L97 152V153H96L97 156H98V157L100 156V157H101V160L103 159V157H104V159H105V156H103L102 154L100 155ZM103 153H104V152H103ZM110 153H111V152H110ZM117 153H118V152H117ZM129 153H130V152H129ZM136 153H137V152H136ZM27 154H28V153H27ZM29 154H30V153H29ZM62 154H63V153H62ZM64 154H65V153H64ZM67 154H70V153H67ZM67 154H66V155H67ZM72 154H73V153H72ZM87 154H88V153H87ZM66 155H65V156H66ZM94 155H95V154H94ZM106 155H107V154H106ZM111 155H112V158H113V157H114L113 154H110V156H111ZM121 155H123V153H121ZM29 156H30V155H29ZM69 156H70V155H69ZM71 156H72V155H71ZM79 156H80V154H79ZM85 156H86V155H85ZM102 156H103V157H102ZM107 156H108V155H107ZM116 156H117V155H116ZM127 156H128V155H127ZM26 157L29 158L27 155H26ZM73 157H74V156H73ZM128 157H129V156H128ZM130 157H131V159H132L133 156L130 155ZM134 157H135V156H134ZM134 157H133V158H134ZM61 158H62V156H61ZM75 158H76V156H75ZM109 158H110V157H109ZM109 158H107V159H109ZM66 159H68V158H66ZM66 159H65V160H66ZM73 159H74V158H73ZM73 159H72V161H74ZM78 159H79V157H78ZM78 159H77V160H78ZM81 159H82V158H81ZM83 159H84V158H83ZM113 159L115 160V158H113ZM118 159H119V158H118ZM134 159H135V158H134ZM63 160H64V159H63ZM63 160H62V162H63ZM65 160H64V161H65ZM70 160H71V157H70ZM85 160H86V158H85ZM85 160H82V161H85ZM89 160H90V159H89ZM89 160H88V161H89ZM92 160H93V159H92ZM122 160H124V159H122ZM103 161H104V163H105L106 159L103 160ZM103 161H101V162H103ZM107 161H108V162H111V164H112V163H114V164L116 163V162H113L111 158H110V161H109V160H107ZM132 161H133V159H132ZM62 162H61V163H62ZM67 162H68V160H67ZM78 162H79V161H78ZM95 162H96V161H95ZM95 162H94V163H95ZM129 162H130V161H128L127 163L129 164ZM59 163H60V162H59ZM61 163H60V164H61ZM74 163H75V162H74ZM87 163H88V162H87ZM57 164H58V162H57ZM75 164H76V163H75ZM79 164H80V163H79ZM83 164H84V163H82L81 165H83ZM89 164H90V163H88L87 165H89ZM95 164H96V163H95ZM99 164H100V163H99ZM109 164H110V163H109ZM109 164L106 163V165H109ZM111 164H110V165H111ZM116 164H117V163H116ZM118 164H119V163H118ZM123 164H124V163H123ZM21 165H23V164H21ZM54 165L57 166L56 164H54ZM84 165H85V164H84ZM90 165H91V164H90ZM92 165H93V164H92ZM92 165H91V166H92ZM119 165H120V164H119ZM59 166H60V165H59ZM59 166H58V168H59ZM70 166H71V164H70ZM85 166H86V165H85ZM121 166H122V165H121ZM121 166H119V168H120ZM125 166H126V165H124V167H125ZM24 167L28 169V167H26V165H24ZM52 167H53V166H51V168H52ZM62 167H64V165H63ZM71 167H72V166H71ZM73 167H74V166H73ZM82 167H83V166H82ZM98 167H99V166H98ZM112 167L115 169V167L113 166V164H112ZM112 167H111V168H112ZM19 168H20V167H19ZM31 168H32V167H31ZM51 168H50V169H51ZM64 168H66V167H64ZM64 168H63V169H64ZM68 168H69V167H68ZM75 168L77 169V167H75ZM79 168H80V167H79ZM83 168H84V167H83ZM92 168H93V166H92ZM92 168H90V169H92ZM94 168H95V167H94ZM96 168H97V166H96ZM96 168H95V169H96ZM100 168H101V167H100ZM121 168H122V167H121ZM32 169H34V168H32ZM59 169L61 170V168H59ZM71 169H72V168H71ZM87 169H88V168H87ZM101 169H105V167H104V168H101ZM106 169H107V167H106ZM114 169H113V170H114ZM20 170H21V168H20ZM23 170H24V169H23ZM25 170H26V169H25ZM51 170H52V169H51ZM53 170H54V169H53ZM67 170H68V169H67ZM72 170H73V169H72ZM77 170H78V169H77ZM80 170H81V169H80ZM84 170H85V169H84ZM99 170H100V169H99ZM118 170H119V169H118ZM32 171H33V170H32ZM43 171H45V170H43ZM54 171H56V170H54ZM64 171H66V169L63 170V172H64ZM109 171H111V169H110ZM19 172L21 173V171H19ZM24 172H25V171H24ZM60 172H61V171H60ZM76 172H77V171H76ZM78 172H79V171H78ZM80 172H81V171H80ZM80 172H79V173H80ZM90 172H91V171H90ZM102 172H103V171H102ZM116 172H117V171H116ZM33 173H34V172H33ZM33 173H32V174H33ZM44 173H45V172H44ZM44 173H42V174H44ZM51 173H52V172H51ZM57 173H58V171H57ZM57 173H56V176L59 177V175H58ZM69 173H70V172H69ZM91 173H92V172H91ZM93 173H96V172H93ZM11 174H12V173H11ZM32 174L30 173V175H32ZM61 174H62V173H61ZM82 174H83V173H82ZM101 174H103V173H101ZM108 174H109V172H108ZM13 175H14V174H13ZM23 175H24V174H23ZM25 175H26V173H25ZM37 175H38V174H37ZM39 175H41V174H39ZM39 175H38V176H39ZM45 175H46V173H45ZM47 175H48V174H47ZM47 175H46V176H47ZM50 175H51V174H50ZM63 175H64V174H63ZM63 175H62V176H63ZM65 175H67V174H65ZM71 175H72V174H71ZM92 175L94 176V174H92ZM105 175H106V174H105ZM112 175H114V174H112ZM15 176H16V173H15ZM17 176H18V175H17ZM20 176H21V175H20ZM33 176H35V175H33ZM33 176H31V177H33ZM41 176H42V175H41ZM62 176H61V178H62ZM74 176H75V175H74ZM95 176H98L97 173H96ZM103 176H104V175H103ZM108 176H109V175H108ZM108 176H107V177H108ZM3 177H4V176H3ZM7 177H8V176H7ZM11 177H13V176L11 175ZM29 177H30V176L28 175V178H29ZM43 177H44V176H43ZM43 177H41V178H43ZM47 177H48V179H49V176H47ZM63 177H64V176H63ZM115 177H116V176H115ZM25 178H26V176L23 178V180H24ZM36 178H37V177H36ZM50 178L53 179V177H50ZM55 178H56V177H55ZM61 178L58 179V180H62ZM74 178H76V176H75ZM97 178H98V177H97ZM109 178H110V177H109ZM38 179H39V177H38ZM38 179H37V180H38ZM44 179H45V178H44ZM44 179H43V180H44ZM56 179H57V178H56ZM65 179H67V182H69V181H68V178L65 177ZM94 179H96V178H94ZM5 180H6V179H5ZM11 180H12V179H11ZM15 180H19V179H16V177H15ZM20 180L22 181V179H20ZM30 180H31V179H30ZM30 180H29V181H30ZM37 180H35V181H37ZM43 180H41V181H43ZM49 180H50V179H49ZM49 180H48V181H49ZM58 180H57V182H58ZM74 180H75V179H74ZM76 180L78 181V179H76ZM79 180H81V179H79ZM82 180H83V179H82ZM97 180H98V179H97ZM97 180H96V181H97ZM111 180H112V179H111ZM12 181H13V180H12ZM26 181H27V180H26ZM35 181H34V182H35ZM38 181H39V180H38ZM41 181H40V182H41ZM44 181H45V180H44ZM54 181H55V180H54ZM54 181H53V182H54ZM70 181H71V179H70ZM115 181H116V180H115ZM8 182H9V181H8ZM40 182H39V183H40ZM50 182H51V181H50ZM63 182L66 183V180L63 181ZM73 182H74V181H73ZM79 182H80V181H79ZM127 182H128V181H127ZM17 183H21V184H22L23 182H20V181H19V182H17ZM28 183H29V182H28ZM44 183H45V182H44ZM80 183H81V182H80ZM97 183H98V182H97ZM10 184H11V183L9 182V185H10ZM30 184H31V183H30ZM30 184H29V185H30ZM42 184H43V183H42ZM46 184H47V183H46ZM57 184L59 185V183H57ZM66 184H67V183H66ZM66 184H65V186H66ZM89 184H90V183H89ZM108 184H109V183H108ZM122 184H123V183H122ZM127 184H128V183H127ZM130 184H131V182H130ZM3 185H4V184H3ZM6 185H7V184H6ZM13 185H15L14 182H13ZM18 185H19V184H18ZM18 185H17V187H18ZM26 185H27V184H26ZM26 185H25V186H26ZM40 185H41V184H40ZM40 185H39V187H40ZM44 185H45V184H44ZM50 185H52V183H50ZM53 185H54L53 188H55V183H54ZM58 185H57V186H58ZM68 185H69V184H68ZM74 185H75V183H74ZM74 185H73V186H74ZM96 185H97V184H96ZM110 185H111V184H110ZM124 185H126V184H124ZM124 185H123V186H124ZM15 186H16V185H15ZM22 186H23V185H22ZM25 186H24V187H25ZM30 186H31V185H30ZM36 186H37V184H36ZM41 186H42V185H41ZM65 186H61V184H60V187H59V186H58V187H59V188H62V187H65ZM75 186H77V185H75ZM133 186H134V185H133ZM17 187H16V188H17ZM19 187L21 188V186H19ZM34 187H35V186H34ZM47 187H48V186H47ZM49 187H50V186H49ZM70 187H71V184H70L69 188H70ZM102 187H104V186H102ZM109 187H110V186H109ZM113 187H114V186H113ZM117 187H118V186H117ZM126 187H127V186H126ZM130 187H131V185H130ZM1 188H3V187H1ZM9 188H11V186H10ZM14 188H15V187H14ZM31 188H33V187H31ZM77 188H79V183H78V187H77ZM132 188H133V187H132ZM132 188H131V189H132ZM24 189H25V188H23V190H24ZM33 189H34V188H33ZM43 189H44V187H43ZM46 189H47V188H45V190H46ZM51 189H52V188H51ZM65 189L67 190L68 188H65ZM72 189H73V188H72ZM79 189H80V188H79ZM97 189H98V187H97ZM97 189H96V191H97ZM103 189H104V188H103ZM103 189H102V190H103ZM122 189H123V188H122ZM131 189H130V190H131ZM136 189H137V188H136ZM6 190H9V189H6ZM34 190H35V189H34ZM37 190H38V189H36V191H37ZM41 190H42V188H41ZM52 190H53V189H52ZM59 190H62V191H63L64 189H59ZM69 190H70V189H69ZM128 190H129V188H128ZM11 191H12V190H11ZM15 191H16V190H15ZM17 191H18V189H17ZM21 191H22V190H21ZM21 191H20V192H21ZM28 191H29V190H28ZM42 191H43V190H42ZM53 191H54V190H53ZM72 191H73V190H72ZM74 191H77V190L75 189V187H74ZM74 191H73V192H74ZM84 191H85V190H84ZM121 191H122V190H121ZM121 191H118V192L116 191V192H114V190H113V191H111V192H114L116 197L119 195L118 198H121V199L123 198V199H122L123 202H122L121 200H117L118 198H116L115 196L113 197V198L115 199V201H117V202H122V203H121L122 206L125 205L126 208H127V206H128V200H127V199H128V196L131 195V192H130V195H129V192H128L127 189H126L125 191L128 192V195H127V194L125 193V191L123 190L124 193H125V195L127 196V197H125V196H124V193L121 194V196H120V193H119V192H121ZM123 191H122V192H123ZM7 192H8V191H7ZM23 192L25 193V190H24ZM31 192H32V191H31ZM33 192H34V191H33ZM55 192H56V191H55ZM64 192H65V191H64ZM68 192H70V191H68ZM68 192H67V193H68ZM77 192H78V191H77ZM8 193H9V192H8ZM10 193H12V192H10ZM13 193H14V192H13ZM16 193H18V192H16ZM27 193H30V191L27 192ZM41 193H42V192H41ZM49 193H50V192H49ZM51 193H53V192H51ZM57 193H58V191H57ZM81 193H82V192H81ZM114 193H112V194H114ZM117 193H118V195H117ZM133 193H134V192H133ZM136 193H138V192H136ZM14 194H15V193H14ZM34 194H37V192L34 193ZM38 194H39V193H38ZM44 194H45V191H44ZM69 194H70V193H69ZM72 194H74V193H72ZM78 194H79V193H78ZM82 194H83V193H82ZM88 194H89V193H88ZM101 194H102V193H101ZM7 195H9V194H7ZM15 195H17V194H15ZM27 195H28V194H27ZM27 195H26V196L22 195V196H24V197L26 198ZM31 195H32V194H31ZM54 195H55V194H54ZM62 195H63V194H62ZM74 195H75L76 198L79 197V196H76V194H74ZM107 195H108V194H107ZM139 195H140V194H139ZM9 196H10V198H11L13 195H12V196L9 195ZM20 196H21V195H20ZM28 196H29V195H28ZM34 196H35V195H33V197H34ZM55 196H56V198L58 197L57 195H55ZM69 196H71V195H69ZM72 196H73V195H72ZM72 196H71V198H72ZM122 196H123V197H122ZM131 196H132V195H131ZM131 196H130V197H131ZM133 196H134V195H133ZM140 196H141V195H140ZM0 197L3 198V195L0 196ZM24 197H23V198H24ZM29 197H30V196H29ZM37 197H38V196H37ZM37 197H35V198L37 199ZM50 197H51V196H50ZM67 197H68V195H67ZM84 197H86V196L84 195ZM95 197H96V196H95ZM124 197H125V198H124ZM138 197H139V196H138ZM2 198H1V199H2ZM7 198H8V197H7ZM7 198H5V199H7ZM10 198H8L7 200L10 201V200H9ZM16 198H17V197H16ZM31 198H32V197H31ZM35 198H34V199H31V200H32V201H33V200H36ZM41 198H42V196H41ZM41 198H40V199H41ZM56 198H54V199H56ZM61 198H62V197H61ZM71 198H70V199H71ZM88 198H89V197H88ZM100 198H101V197H100ZM126 198H127V199H126ZM13 199H14V198H13ZM21 199H22V197L20 198V200H21ZM44 199H45V198H44ZM44 199H43V200H44ZM62 199H63V198H62ZM62 199H61V200H62ZM64 199H66V197H65ZM85 199L88 200L87 197H86ZM109 199H110V198H109ZM124 199H126L125 202H124ZM23 200H24V199H23ZM23 200H22V203H23ZM25 200L28 201V199H25ZM29 200H30V199H29ZM37 200H38V199H37ZM37 200H36V201H37ZM73 200H74V199H73ZM75 200H77V199H75ZM130 200H131V198H129V209H130V211H131V210H132V209H131V207H132L131 204H132V203L130 204ZM137 200H138V199H137ZM4 201H5V200H4ZM4 201H3V202H4ZM14 201H15V200H14ZM46 201H47V200H46ZM49 201H50V200H49ZM53 201H54V200H53ZM55 201H56V200H55ZM59 201H60V200H59ZM65 201L67 202V200H65ZM78 201H79V200H78ZM88 201H90V200H88ZM92 201H93V199H92ZM104 201H105V200H104ZM138 201H139V200H138ZM138 201H137V202H138ZM141 201H142V200H141ZM10 202H12V201H10ZM18 202H19V200H18ZM28 202H29V201H28ZM34 202H35V201H34ZM37 202H40V201H37ZM47 202H48V201H47ZM50 202H51V201H50ZM57 202H58V201H57ZM62 202H63V201H62ZM68 202H69V201H68ZM81 202H82V201H81ZM131 202H132V201H131ZM139 202H140V201H139ZM43 203H45V202L43 201ZM59 203L61 204V201H60ZM69 203H70V202H69ZM69 203H68V205H70ZM75 203H77V202H75ZM86 203H87V202H86ZM95 203H96V202H95ZM102 203H103V201H102ZM107 203H108V202H107ZM141 203H142V202H141ZM141 203H140V204H141ZM4 204H5V203H4ZM9 204H12V203H9ZM13 204H14V203H13ZM24 204H25V203H24ZM24 204H23V205H24ZM30 204H31V201H30ZM49 204H51V203H49ZM60 204H59V206L61 207ZM71 204H72V203H71ZM80 204H81V203H80ZM89 204H90V203H89ZM118 204H120V203H118ZM133 204H134V203H133ZM133 204H132V205H133ZM1 205H2V203H1ZM23 205H22V206H23ZM26 205H28V204H26ZM36 205L38 206V204H35L34 206H36ZM47 205H48V204H47ZM51 205H53V203H52ZM51 205H50V206H51ZM63 205H64V203H63ZM65 205H67V204H65ZM65 205H64V206H65ZM68 205H67V206H68ZM74 205H76V204H74ZM85 205H86V204H85ZM142 205H143V204H141V206H142ZM37 206H36V209H37ZM39 206H40V205H39ZM50 206H47V207L49 208ZM53 206H54V205H53ZM53 206H52V209L54 210L56 206H55V207H53ZM77 206H78V205H77ZM125 206H124V207H125ZM141 206H140V207H141ZM28 207H29V206H28ZM28 207H25V208L27 209ZM40 207H41V206H40ZM42 207H44V204H43ZM60 207H59V208H60ZM62 207H63V206H62ZM62 207H61V209H62ZM69 207H71V206H69ZM79 207H80V206H79ZM124 207H123L122 209H125V210H126V208H124ZM137 207H138V206H137ZM1 208H3V207H1ZM5 208H6V207H5ZM8 208H9V207H8ZM31 208H32V206H31ZM33 208H34V207H33ZM33 208H32V209H33ZM56 208H58V207H56ZM59 208H58V210L60 211ZM77 208H78V207H77ZM85 208H86V207H85ZM107 208H108V207H107ZM3 209H4V208H3ZM9 209H10V208H9ZM15 209H17V208H15ZM21 209H22V208H21ZM26 209H25V210H26ZM44 209H46V208H44ZM65 209H66V207H65ZM75 209H76V208H75ZM78 209H79V208H78ZM78 209H77V210H78ZM129 209L127 208V210H129ZM1 210H2V209H1ZM27 210L30 211V209H27ZM58 210H57V212H58ZM69 210H70V209H69ZM82 210H83V207H82ZM127 210H126V211H127ZM4 211H5V210H4ZM9 211H11V210H9ZM12 211H14V210H12ZM18 211H19V210H18ZM20 211H21V210H20ZM23 211H24V209H23ZM31 211L34 212L35 210H34V211L31 210ZM38 211L40 212V209H38L37 212H38ZM42 211H43V210H42ZM66 211H67V210H66ZM89 211H90V210H89ZM93 211H94V210H93ZM136 211H137V210H136ZM7 212H8V210H7ZM51 212H52V211H51ZM57 212H56V213H57ZM60 212H61V211H60ZM68 212H70V211H68ZM77 212H80V210L77 211ZM77 212H76V213H77ZM108 212H109V211H108ZM114 212H115V211H114ZM9 213H11V212H9ZM19 213H20V212H19ZM24 213H26V211H25ZM44 213H45V212H43V214H44ZM46 213H47V212H46ZM48 213H49V212H48ZM54 213H55V211H54ZM56 213H55V215H56ZM58 213H59V212H58ZM63 213H64V212H63ZM70 213H71V212H70ZM74 213H75V212H73L72 214H74ZM83 213H87V212H83ZM112 213H113V212H112ZM115 213H116V212H115ZM117 213H118V212H117ZM122 213H123V212H122ZM128 213H129V212H128ZM134 213H135V211H134ZM140 213H141V211H140ZM0 214L3 215L2 212H1ZM13 214H16V213L14 212V213H12V215H13ZM22 214H23V213H22ZM26 214H27V213H26ZM26 214H25V215H26ZM29 214H30V213H29ZM34 214H35V212H34ZM37 214H38V213H37ZM40 214H41V213H40ZM64 214L66 215V213H64ZM64 214H63V215H64ZM67 214H68V213H67ZM80 214H81V213H80ZM119 214H120V213H119ZM138 214H139V213H138ZM144 214H145V211H144ZM4 215H5V214H4ZM9 215H10V214H9ZM25 215H24V217H25ZM50 215L53 217L52 214H50ZM50 215H49V216H50ZM59 215H60V214H59ZM59 215H58V216H59ZM78 215H79V214H77V216H78ZM90 215H91V214H90ZM92 215H93V214H92ZM92 215H91V216H92ZM109 215H110V214H109ZM111 215H112V214H111ZM126 215H127V214H126ZM130 215H131V214H130ZM140 215H141V214H140ZM140 215H139V216H140ZM6 216H7V215H6ZM22 216H23V215H22ZM27 216H28V215H27ZM36 216H37V215H36ZM43 216H44V215H43ZM45 216H46V215H45ZM93 216H94V215H93ZM93 216H92V217H93ZM112 216H113V215H112ZM139 216H138L137 220L139 219ZM15 217H16V216H15ZM30 217H31V216H30ZM40 217H41V216H39V218H40ZM68 217H70V216H68ZM82 217H83V216H82ZM86 217H87V216H86ZM118 217H119V216H118ZM123 217H124V216H123ZM136 217H137V216H136ZM136 217H135V218H136ZM13 218H14V217H13ZM22 218H23V217H22ZM28 218H29V217H28ZM35 218H37V217H35ZM41 218H42V217H41ZM47 218H48V217H47ZM49 218H50V217H49ZM53 218H54V217H53ZM56 218H57V216H56ZM83 218H84V217H83ZM94 218H95V217H94ZM96 218H97V216H96ZM112 218H113V217H112ZM125 218H126V217H125ZM135 218H134V221H135ZM142 218H145V215H144V217L142 216ZM148 218H149V217H148ZM14 219H15V218H14ZM16 219H17V218H16ZM51 219H52V218H51ZM70 219H71V217H70ZM70 219H69V220H70ZM73 219H74V217H73ZM75 219H77V218H75ZM84 219H85V218H84ZM0 220H1V219H0ZM9 220L13 221L12 219H9ZM19 220H20V219H19ZM21 220H22V219H21ZM24 220H25V219H24ZM26 220H27V219H26ZM26 220H25V221H26ZM41 220H42V219H41ZM45 220H46V218H45ZM52 220H53V219H52ZM57 220H58V218H57ZM67 220H68V219H67ZM67 220H65V224L68 222ZM88 220H89V219H88ZM88 220H86V221H88ZM113 220H114V219H113ZM126 220H128V218H126ZM126 220H125V221H126ZM149 220H151V219H149ZM28 221H29V220H28ZM28 221H26V223H27ZM32 221H33V220H32ZM35 221H36V220H35ZM61 221H62L61 219H60V221H58L59 224H60ZM66 221H67V222H66ZM72 221H73V220H72ZM72 221H71V222H72ZM80 221H81V220H80ZM98 221H99V219H98ZM119 221H121L120 218H119ZM125 221L123 220V222H125ZM139 221H140V220H139ZM142 221H143V220H142ZM7 222H8V221H7ZM7 222H5L4 224H6ZM14 222H15V220H14ZM22 222H23V221H22ZM29 222H31V220H30ZM46 222H47V221H46ZM71 222H70V223H71ZM89 222H91V221H89ZM113 222H114V221H112V223H113ZM135 222H136V221H135ZM143 222H144V221H143ZM149 222H150V221H149ZM11 223L13 224V222H11ZM17 223H18V222H17ZM17 223H16V224H17ZM24 223H25V222H24ZM24 223H23V224H24ZM37 223H39V222H37ZM41 223H42V222H41ZM50 223L52 224V222H50ZM74 223H75V222H74ZM92 223H93V222H92ZM154 223H155V222H154ZM43 224H44V223H43ZM63 224H64V222H63V223L61 222L60 225H63ZM65 224H64V225H65ZM68 224H69V223H68ZM82 224H83V223H82ZM84 224H85V226H86V223H84ZM116 224H117L118 226L120 225V224H118L117 221H116ZM116 224H115V225H116ZM149 224H150V223H149ZM151 224H152V223H151ZM10 225H11V224H10ZM31 225H32V224H31ZM38 225H39V224H38ZM64 225H63V226H64ZM66 225H67V224H66ZM77 225H80V224H77ZM87 225H88V224H87ZM89 225H90V224H89ZM111 225H112V224H111ZM133 225H135V224H133ZM140 225H141V224H140ZM156 225H157V224H156ZM156 225H155V226H156ZM4 226H5V225H4ZM17 226H18V225H17ZM23 226H24V225H23ZM26 226H27V225H26ZM26 226H24V227H26ZM28 226H29V224H28ZM44 226H45V224H44ZM47 226H48V225H47ZM53 226H55V225H53ZM68 226H69V225H68ZM75 226H76V225H75ZM85 226H83L84 229H85ZM127 226H129V225H127ZM150 226H153V225H150ZM6 227H7V224H6ZM8 227H9V226H8ZM13 227H14V226H13ZM41 227H42V226H41ZM50 227H51V225H50ZM56 227H57V226H56ZM61 227H62V226H61ZM69 227H70V226H69ZM71 227H72V226H71ZM71 227H70V228H71ZM99 227H100V226H99ZM102 227H103V225H102ZM121 227H122V226H121ZM121 227H119V228H121ZM130 227H131V226H130ZM142 227H143V226H142ZM153 227H154V226H153ZM153 227H151V228H153ZM14 228H15V227H14ZM20 228H21V227H20ZM27 228H28V227H27ZM32 228H33V225H32ZM36 228H37V227H36ZM43 228H44V227H43ZM48 228H49V226H48ZM59 228H60V227H59ZM66 228H67V227H66ZM77 228H78V227H77ZM87 228H88V227H87ZM89 228H90V227H89ZM123 228H124V227H123ZM128 228H129V227H127V229H128ZM140 228H141V227H140ZM154 228H155V227H154ZM2 229H3V228H2ZM5 229H7V228H5ZM54 229H56V228H54ZM72 229H74V228L72 227ZM72 229H71V230H72ZM97 229H98V228H97ZM116 229H117V228H116ZM125 229H126V228H125ZM132 229L135 230V228H132ZM137 229H138V227H137ZM137 229H136V230H137ZM141 229H142V228H141ZM149 229H150V228H149ZM149 229H148V230H149ZM8 230H9V229H8ZM13 230H14V229H13ZM15 230H16V229H15ZM17 230H18V229H17ZM17 230H16V231H17ZM22 230H25V229L22 228ZM28 230H29V229H27V231H28ZM44 230H46V229H43V231H44ZM50 230H52V228H51ZM50 230H49V231H50ZM60 230H61V233H62V229H60ZM78 230H79V229H77V230L74 229V232H75V231H78ZM90 230H92V228H91ZM109 230H111V229H109ZM68 231H69V230H68ZM92 231H93V230H92ZM101 231H102V230H101ZM132 231H133V230H132ZM132 231H131V233H132ZM138 231L140 232V230H138ZM144 231H145V230H144ZM146 231H147V229H146ZM146 231H145L144 233H146ZM150 231H151V230H150ZM152 231L154 232V230H152ZM156 231H158V230H156ZM6 232H7V231H6ZM8 232H9V231H8ZM19 232H20V231H19ZM21 232H22V231H21ZM32 232H33V231H32ZM34 232H35V231H34ZM34 232H33V233H34ZM40 232H42V231H40ZM58 232H59V231H58ZM65 232H67V231H65ZM72 232H73V231H72ZM74 232H73V233H74ZM78 232H79V231H78ZM87 232H88V230H87ZM89 232H90V231H89ZM119 232H120V230H119ZM125 232H126V231H125ZM127 232H128V231H127ZM13 233H14V232H13ZM38 233H39V232H38ZM51 233H52V232H51ZM75 233H76V232H75ZM75 233H74V234H75ZM82 233H83V231H82ZM84 233H85V232H84ZM109 233H111V231H110ZM109 233H108V234H109ZM120 233H121V232H120ZM129 233H130V232H129ZM141 233H143V232H141ZM154 233H155V232H154ZM1 234H4V232H3V233L1 232ZM9 234H10V233H9ZM9 234H8V235H9ZM22 234H23V233H22ZM54 234H55V233H54ZM58 234H59V233H58ZM65 234H66V233H65ZM76 234H77V233H76ZM76 234H75V235H76ZM104 234H105V233H104ZM108 234H107V235H108ZM137 234H138V233H137ZM139 234H140V233H139ZM150 234H151V233H150ZM5 235H6V234H5ZM11 235H12V234H11ZM19 235H21V234H19ZM29 235H30V234H29ZM55 235H57V232H56ZM67 235H69V233H68ZM67 235H64V236H67ZM75 235H73V236H75ZM79 235H81V234H78L77 236H79ZM87 235H88V234H87ZM87 235H86V236H87ZM100 235H101V234H100ZM112 235H113V234H112ZM116 235H117V234H116ZM124 235H125V234H124ZM124 235H123V236H124ZM142 235H143V234H142ZM3 236H4V235H3ZM3 236H1V238H2ZM6 236H7V235H6ZM22 236H24V235H22ZM26 236H27V235H26ZM44 236H45V235H44ZM44 236H42V238H43ZM50 236H51V234H50ZM60 236L62 237L63 235H60ZM84 236H85V235H84ZM108 236H109V235H108ZM137 236H138V235H137ZM153 236H154V235H153ZM4 237H5V236H4ZM9 237H10V235H9ZM9 237H8V238H9ZM11 237H12V236H11ZM40 237H41V236H40ZM40 237H39V238H40ZM54 237H55V236H54ZM56 237H57V236H56ZM67 237H68V236H67ZM69 237H72V235H70ZM69 237H68V238H66V237H62V238L65 239V241L62 239V244H66V245L68 244V246H69V241L71 240V239H69ZM106 237H107V236H106ZM116 237H117V236H116ZM120 237H121V236H120ZM143 237H146V236H143ZM158 237H159V235H158ZM8 238H7V239H8ZM14 238H15V237H14ZM20 238H21V237H20ZM37 238H38V237H37ZM39 238H38V239H39ZM44 238H46V236H45ZM49 238H51V237H49ZM57 238H59V237H57ZM72 238L75 239V237H72ZM92 238H93V237H92ZM99 238H100V236H99ZM113 238H114V237H113ZM127 238H128V237H127ZM127 238H126V239H127ZM129 238H130V236H129ZM133 238H134V237H133ZM151 238H152V237H151ZM153 238H154V237H153ZM156 238H157V237H156ZM12 239H13V238H12ZM22 239H23V238H22ZM26 239H27V238H26ZM29 239H30V238H29ZM53 239H54V238H53ZM55 239H56V238H55ZM67 239H69V240H68V243H66V242H67ZM124 239H125V238H124ZM146 239H147V238H146ZM158 239H159V238H158ZM158 239H157V241H158ZM209 239H210V238H209ZM209 239H208V240H209ZM24 240H25V239H24ZM56 240L59 241L60 238H59V239H56ZM56 240H54V241H56ZM104 240H105V239H104ZM106 240H108V239H106ZM112 240H113V239H112ZM127 240H128V239H127ZM129 240H130V239H129ZM131 240H133V239H131ZM144 240H145V239H144ZM144 240L141 241V243L144 242ZM201 240H202V239H201ZM216 240H217V239H216ZM1 241H2V240H1ZM6 241H7V240H6ZM10 241H11V240H10ZM13 241H14V240H13ZM18 241H19V240H18ZM31 241H33V240H31ZM31 241H30V243H31ZM34 241H36V240H34ZM44 241H45V239H44ZM51 241H52V238H51ZM60 241H61V240H60ZM60 241H59V244L61 243ZM63 241H64V243H63ZM72 241H73V239H72L70 242H72ZM75 241H76V240H74V242H75ZM116 241L118 242V240H116ZM121 241H122V240H121ZM133 241H134V240H133ZM145 241H146V240H145ZM148 241H149V240H148ZM157 241H156V242H157ZM202 241H203V240H202ZM205 241H206V240H205ZM213 241H215V240L213 239ZM7 242H8V241H7ZM95 242H96V240H95ZM119 242H120V240H119ZM125 242H127V241H125ZM211 242H212V240H211ZM216 242H217V241H215V243H216ZM5 243H6V242H5ZM11 243H12V242H11ZM15 243H16V242H15ZM20 243H22V242H19L18 245H20ZM25 243H26V242H25ZM28 243H29V241H28ZM30 243H29V247H30V245H31ZM41 243H42V242H41ZM49 243H50V242H49ZM56 243H57V242H56ZM90 243H91V242H90ZM93 243H94V242H93ZM93 243H92V244H93ZM127 243H128V242H127ZM149 243H151V242H149ZM154 243H155V242H154ZM154 243H153V245H154ZM201 243H202V242H201ZM8 244H9V243H8ZM16 244H17V243H16ZM33 244H35V243H33ZM36 244H37V243H36ZM59 244H58V245H59ZM62 244H61V246H63ZM79 244H81V243H79ZM103 244H104V243H103ZM109 244H110V243H109ZM114 244H115V243H114ZM119 244H120V243H119ZM133 244H134V243H133ZM136 244L138 245V242H137ZM139 244H140V243H139ZM144 244H146V243L144 242ZM147 244H148V243H147ZM157 244L159 245V243H157ZM207 244H208V243H207ZM216 244H217V243H216ZM216 244H215V245H216ZM220 244H221V243H220ZM1 245H2V244H1ZM18 245H16V246H18ZM38 245H39V244H37V246H38ZM41 245L43 246V243H42ZM41 245H40V246H41ZM44 245H47V243H46V244L44 243ZM51 245H53V244H51ZM54 245H55V244H54ZM94 245H95V244H94ZM100 245H102V244H100ZM100 245H99V246H100ZM115 245H116V244H115ZM129 245H130V244H129ZM158 245H157V246H158ZM192 245H193V244H192ZM195 245H196V244H195ZM203 245H204V244H203ZM205 245H206V244H205ZM218 245H219V243H218ZM225 245H226V244H225ZM4 246H6V245H4ZM10 246H11V245H10ZM13 246H14V243H13ZM34 246H36V245H34ZM40 246H39V248H40ZM47 246H48V245H47ZM64 246H65V245H64ZM64 246H63V247H64ZM68 246H67L66 248H69ZM119 246H121V245H119ZM127 246H128V245H127ZM146 246L149 247V245H146ZM209 246H210V245H209ZM209 246H207V247H209ZM227 246H228V245H227ZM227 246H226V247H227ZM2 247H3V245H2ZM20 247H21V245H20ZM27 247H28V245H27ZM32 247H33V246H32ZM44 247H45V246H44ZM56 247H57V246H56ZM56 247H54V248H56ZM59 247H60V246H59ZM70 247H72V246H70ZM80 247H81V246H80ZM115 247H117V246H115ZM130 247H131V246H130ZM132 247H133V246H132ZM139 247H140V249H141L142 244H141V246L139 245ZM139 247H137L138 250H139ZM144 247H145V245L143 246V248H144ZM148 247H146V248H148ZM152 247H153V246H152ZM152 247H151V248H152ZM202 247H203V246H202ZM207 247H206V248H207ZM221 247H222V246H221ZM226 247H225V248H226ZM8 248H9V247H8ZM8 248H7V249H8ZM11 248H12V246H11ZM15 248H16V247H15ZM17 248H18V247H17ZM49 248H50V247H49ZM60 248H61V247H60ZM60 248H59V249H60ZM66 248H65V249H66ZM78 248H79V247H78ZM113 248H114V247H113ZM149 248H150V247H149ZM210 248H211V247H210ZM225 248H224V249H225ZM227 248H228V247H227ZM5 249H6V248H5ZM18 249H19V248H18ZM23 249H25L24 251L26 252V250H27L28 248L26 249V247H25V248H23ZM37 249H38V248H37ZM40 249H41V248H40ZM46 249H47V248H46ZM52 249H53V248H52ZM52 249H51V250H52ZM63 249H64V248H63ZM72 249H74V247H73ZM94 249H96V248H94ZM99 249H100V248H99ZM114 249H116V248H114ZM122 249H123V248H122ZM128 249H130V248H128ZM132 249H134V248H132ZM189 249H191V248H189ZM196 249H197V247H196ZM198 249H199V248H198ZM198 249H197V251H198ZM207 249H208V248H207ZM218 249H220V248H218ZM222 249H223V248H222ZM2 250H3V248H2ZM16 250H17V249H16ZM38 250H39V249H38ZM89 250H90V249H89ZM92 250H93V249H92ZM105 250H106V249H105ZM108 250H109V249H108ZM111 250H112V249H111ZM125 250L128 251V250L126 249V247H125ZM141 250H142V249H141ZM144 250H145V249H143V251H144ZM152 250H153V249H152ZM193 250H194V249H193ZM193 250H192V251H193ZM204 250H206V249H204ZM209 250H210V249H209ZM209 250H208V251H209ZM211 250H212V249H211ZM213 250H215V249H213ZM213 250H212V251H213ZM0 251H1V250H0ZM9 251H10V250H9ZM13 251H14V250H13ZM20 251H22V250H20ZM28 251H30V250H28ZM35 251H36V253H37V250H35ZM41 251H42V250H41ZM47 251H48V250H47ZM56 251H57V250H56ZM56 251H54V252H56ZM61 251H64V250H61ZM66 251H67V250H66ZM82 251H83V250H82ZM116 251H117V250H116ZM131 251H132V250H131ZM139 251H140V250H139ZM139 251H138L137 253H140V252L142 253V252H143V251H140V252H139ZM147 251H148V250H147ZM219 251H221V250H219ZM223 251L225 252V250H223ZM223 251H222V252H223ZM16 252H17V251H16ZM16 252H14V253L16 254ZM18 252H19V251H18ZM32 252H34L33 249H32ZM32 252H31V254H32ZM43 252H44V251H43ZM64 252H65V251H64ZM92 252H93V251H92ZM101 252H102V249H101ZM113 252H114V251H113ZM129 252H130V251H129ZM149 252H150V251H149ZM151 252H152V251H151ZM151 252H150V253H151ZM185 252H186V251H185ZM194 252H195V250H194ZM198 252H199V251H198ZM202 252H203V251H202ZM202 252H201V253H202ZM209 252H210V251H209ZM4 253H5V252H4ZM21 253H22V252H21ZM27 253H28V252H27ZM38 253H39V251H38ZM38 253H37V254H38ZM46 253H47V252H46ZM52 253H53V251H52ZM56 253H57V252H56ZM58 253L60 254V253H63V252H59V251H58ZM67 253H68V252H67ZM67 253H66V254H67ZM80 253H81V252H80ZM87 253H88V252H87ZM122 253H123V250H122ZM122 253H121V254H122ZM135 253H136V252H135ZM146 253H147V252H146ZM152 253H153V252H152ZM154 253H156V252H154ZM157 253H158V252H157ZM192 253H193V252H192ZM215 253L217 254L218 252H215ZM215 253H211V254H215ZM2 254H3V253H2ZM6 254H7V253H6ZM10 254H11V253H10ZM10 254H9V255H10ZM18 254H19V253H18ZM42 254H43V253H42ZM49 254H51V253H49ZM70 254H71V253H70ZM89 254H90V253H89ZM101 254H102V253H101ZM101 254H100V255H101ZM107 254H108V253H107ZM148 254H149V253H148ZM185 254H186V253H185ZM187 254H188V253H187ZM197 254L199 255V253H197ZM226 254H228V252H226ZM0 255H1V254H0ZM20 255H21V254H20ZM20 255H19V257H20ZM29 255H30V254H29ZM72 255H73V254H72ZM92 255H93V254H92ZM114 255H115V254H114ZM143 255H146V254H143ZM143 255H142V256H143ZM152 255H153V254H150V256H152ZM154 255L156 256L157 254H154ZM181 255H183V254H180V258H181ZM188 255H189V254H188ZM4 256H5V255H4ZM7 256H8V255H7ZM39 256H40V257H39V259H40V258H41V255L39 254ZM49 256H50V255H49ZM62 256H64V255H62ZM62 256H60V257H62ZM75 256H76V255H75ZM94 256H95V255H94ZM117 256H120V255L118 254ZM127 256H128V254H127ZM129 256H130V255H129ZM131 256H132V255H131ZM142 256H141V257H142ZM183 256H184V255H183ZM194 256H196V255H194ZM200 256H201V255H200ZM200 256H199V257H200ZM204 256H205V254H204ZM16 257H17V255H16ZM16 257H15V258H16ZM23 257H24V256H23ZM32 257H33V256H32ZM32 257L30 256V259H31ZM42 257H43V256H42ZM69 257H70V256H69ZM73 257H74V256H73ZM77 257H78V256H77ZM81 257H82V256H81ZM84 257H85V256H84ZM84 257H82V259H84ZM98 257H99V256H98ZM103 257H104V255H103ZM115 257H116V255H115ZM153 257H154V256H153ZM210 257H211V255H210ZM210 257H208L207 259H209ZM218 257H220V255L216 257L217 260H218ZM3 258H4V257H3ZM10 258H11V257H9V259H10ZM33 258H34V257H33ZM50 258H51V257H50ZM62 258H64V257H62ZM65 258H66V255H65ZM67 258H68V257H67ZM71 258H72V257H71ZM105 258H106V257H105ZM123 258H124V257H123ZM139 258H140V257H139ZM150 258H151V257H149V259H150ZM182 258H184V257H182ZM185 258H186V256H185ZM185 258H184V259H185ZM187 258H189V256H188ZM187 258H186V259H187ZM201 258H202V257H201ZM203 258H205V257H203ZM1 259H2V258H1ZM34 259H35V258H34ZM55 259H56V258H55ZM58 259H59V258H58ZM82 259H79V258H78V261H79V260L82 261ZM108 259H109V258H108ZM121 259H122V258H121ZM131 259H132V258H131ZM142 259H144V258L142 257ZM153 259H154V258H153ZM184 259H183V260H184ZM192 259H194V260L197 259V261H198V258H197V257H196V258H193V257H192ZM214 259H215V258L212 257V258H211V261H213ZM222 259H223V258H222ZM2 260H3V259H2ZM18 260H19V259H18ZM18 260H17V261H18ZM24 260H25V259H24ZM46 260H47V259H46ZM72 260H74V259H72ZM84 260H85V259H84ZM86 260H87V259H86ZM86 260H85V261H82V263H83V262H85L84 264L88 263ZM89 260L93 261L92 259H90V255H89L88 261H89ZM98 260H99V259H98ZM101 260H102V259H101ZM105 260H106V259H105ZM118 260H120V259L118 258ZM124 260H125V258H124ZM136 260H137V259H136ZM136 260H135V258L133 259V262H134L133 264H135ZM139 260L141 261V259H139ZM144 260H145V259H144ZM194 260H193V261H194ZM215 260H216V259H215ZM227 260H228V259H227ZM0 261H1V260H0ZM3 261H4V260H3ZM25 261H26V260H25ZM25 261H24V262H25ZM33 261H34V260H33ZM43 261H44V260H43ZM61 261H62V260H61ZM63 261H64V260H63ZM69 261H70V260H69ZM91 261H89V262L92 263ZM102 261H103V260H102ZM113 261H115V260H113ZM120 261H121V260H120ZM127 261H128V259H127ZM127 261H126V262H127ZM150 261H151V260H150ZM207 261H208V260H206V262H207ZM219 261L221 262L220 264H223V263H224V262H222L221 259H220ZM219 261H215V262L213 261V262L216 264V262L218 263ZM223 261H224V259H223ZM6 262L8 263V262H10V261L8 260V261H6ZM13 262H14V261H13ZM34 262H35V261H34ZM36 262H37V261H36ZM56 262L59 263V261H56ZM64 262H65V261H64ZM100 262H101V261H100ZM100 262H99V263H100ZM104 262H105V261H104ZM117 262H118V261H117ZM131 262H132V261H131ZM131 262H130V263H131ZM151 262H152V261H151ZM178 262H179V261H178ZM180 262H181V261H180ZM180 262H179V263H180ZM184 262H185V260H184ZM186 262H187V261H186ZM194 262H195V261H194ZM194 262H193V263H194ZM213 262H212V263H213ZM54 263H55V262H54ZM62 263H63V262H62ZM62 263H61V264H62ZM90 263H89V264H90ZM94 263H95V262H93V264H94ZM190 263H191V262H190ZM199 263H200V262H198V264H199ZM202 263H205V261L202 262ZM207 263H208V262H207ZM207 263H206V264H207ZM212 263H211V264H212ZM3 264H4V263H3ZM5 264H6V263H5ZM22 264H23V263H22ZM29 264H30V263H29ZM33 264H34V263H33ZM36 264H37V263H36ZM59 264H60V263H59ZM97 264H98V263H97ZM101 264H102V263H101ZM116 264H117V263H116ZM121 264H122V263H121ZM136 264H139V263L136 262ZM147 264H148V263H147ZM180 264H181V263H180ZM185 264H186V263H185ZM194 264H196V263H194ZM218 264H219V263H218ZM225 264H226V263H225Z\"/></svg>",
  "mask_w": 264,
  "mask_h": 264
}]
</instances>
